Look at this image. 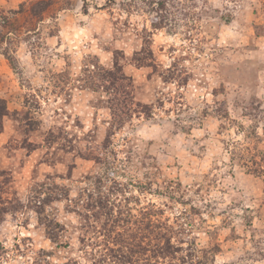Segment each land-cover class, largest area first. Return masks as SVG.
<instances>
[{
  "label": "rangeland",
  "instance_id": "obj_1",
  "mask_svg": "<svg viewBox=\"0 0 264 264\" xmlns=\"http://www.w3.org/2000/svg\"><path fill=\"white\" fill-rule=\"evenodd\" d=\"M34 1L0 0V264H264V0Z\"/></svg>",
  "mask_w": 264,
  "mask_h": 264
},
{
  "label": "trees",
  "instance_id": "obj_2",
  "mask_svg": "<svg viewBox=\"0 0 264 264\" xmlns=\"http://www.w3.org/2000/svg\"><path fill=\"white\" fill-rule=\"evenodd\" d=\"M163 1L164 0H160V5L161 7L165 10L164 5H163ZM27 2L21 4L20 9L18 11H13V13H19L22 12L24 10V7L27 6ZM53 6V1L51 0H36L34 2H31L29 5V13L31 15V18H37L39 21L43 20V14L48 11L51 7ZM85 7V6H84ZM85 10H87L85 8ZM30 18V20H32ZM167 16L165 18H163V21H160L159 23L156 22V20H152V27L153 29H161L164 27V23L165 20H167ZM9 23H10V19L7 15H5L3 12H0V53L3 54L8 60H10V62L13 65L14 62V57L10 52V48L12 47V45H14V39L18 38L15 30H10L9 28ZM35 29H27L26 33L29 34L31 32H34ZM14 34V35H13ZM14 36V37H13ZM14 38V39H13ZM13 52V50H11ZM97 66V67H96ZM92 67L97 68L98 70H103L99 75V77L101 78L102 81L105 80H110L111 82H118V81H123L127 79V76L123 73V68L122 66L119 64V62L115 59L114 65L112 68H104L103 66H99L98 64H92ZM85 71L88 72H93V68H89L85 67ZM101 82V86L106 87L104 84H102ZM106 82V81H105ZM117 84V83H116ZM8 114V107L6 104V101L3 99H0V133L2 131V121L4 116H6ZM130 245L129 242L126 243L123 241V243L120 245V247H118V251H119V255L123 256L124 258H127V263L128 264H132V258L131 255L132 251L131 249L126 246ZM123 258V259H124ZM122 263V262H121ZM104 264H110L107 263V261H104Z\"/></svg>",
  "mask_w": 264,
  "mask_h": 264
}]
</instances>
